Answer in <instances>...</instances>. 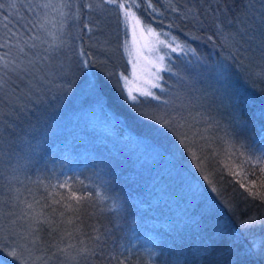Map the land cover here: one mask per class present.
Instances as JSON below:
<instances>
[{"label": "trees", "instance_id": "16d2710c", "mask_svg": "<svg viewBox=\"0 0 264 264\" xmlns=\"http://www.w3.org/2000/svg\"><path fill=\"white\" fill-rule=\"evenodd\" d=\"M138 2L141 7L134 10L143 24L159 33H170L197 54L207 56L208 45L213 39L226 48L220 39L217 40L220 37L216 31L217 17L223 20L241 8L240 0H151L155 14L147 7L148 0ZM255 4L258 14L264 12L260 7L261 0H255ZM85 18L83 16L86 23ZM180 29L188 31L196 39L187 37ZM83 37V50L91 53L93 59L90 64L96 69L94 96H97V106L100 104L106 119L100 118L97 126L92 125L80 118L84 114L72 112L73 109L84 108L82 104L74 103L68 110L61 109L63 106L59 104L56 107L40 104L39 110L33 107L31 113L19 117L20 122L3 117L10 135L5 136V140L0 138V146L6 141L10 143V151L4 153L16 161L15 167L21 169L27 186L36 194L40 202L39 213L58 220L59 216L52 214V208H55L57 213L64 212L66 220L79 216L72 225L60 224L58 232L52 236L48 235L47 229L35 233L39 237L37 247L41 260H48L49 264H60L61 261L64 264H118L120 259H126L127 264H228L230 260L236 264H241V260L244 264H264V255L244 257L245 248L250 243L246 234L264 238V224H257L250 233H245L232 245L233 251L229 253L224 250L234 239L233 227H226V219L221 213L223 211L237 223L249 215H264V205L258 199L253 200L228 171L243 167L249 173L247 187L251 188L250 182L255 181L256 187L252 190L264 193V187H261L264 178L259 168L243 164L246 157L264 156V91H261L264 82H253L246 76L249 71L262 66L259 51L249 49L243 53V58L229 56L239 68L237 74L226 71L230 92L239 103L237 111L227 117L233 129L228 125L229 131L221 144H207L202 140V144L189 143L182 149L174 143L159 144L162 146L160 150L177 152L184 165L195 166L200 175L208 177L210 185L217 189L215 197L218 199L213 203L201 199L198 192L176 191L178 186L169 181L174 173H165L166 163L159 158L160 151L132 136L127 120H122V116L129 118L130 124L142 126L144 121L140 112L147 108V104L140 103L136 107L133 105L136 102L129 103L124 93L120 95L123 91L116 76L125 74L127 66L120 61L119 52L114 48L118 54L113 55L109 48L103 49L104 42L97 43L94 32L88 33L85 28ZM202 39H207V42L203 43ZM106 72L116 75L109 81L103 76ZM233 116L236 119L233 120ZM237 126H240L239 131H236ZM100 127L104 128L107 138L115 141L111 144L105 142L108 154L102 155L111 162L104 166H99V153L82 146L88 138L102 145L104 139L95 137ZM188 147L190 149L186 150ZM228 151L235 155L227 156L225 153ZM253 171L255 175L251 174ZM65 181L78 195L90 194L89 199L82 201L79 213L74 214L65 211L60 204H52L53 199L68 195L69 189L59 187ZM49 193L60 195L50 196ZM176 193L181 194L173 198ZM70 202L75 204V201ZM45 204L51 207H44ZM64 232L72 235L64 236L61 241L60 235ZM97 236L99 239H94ZM53 240L59 242L60 247L73 245L68 249L67 258L60 253L51 257L56 251L49 247ZM82 248H87L89 254L80 255ZM6 256L7 253L0 250V258L6 259Z\"/></svg>", "mask_w": 264, "mask_h": 264}, {"label": "rangeland", "instance_id": "374dc122", "mask_svg": "<svg viewBox=\"0 0 264 264\" xmlns=\"http://www.w3.org/2000/svg\"><path fill=\"white\" fill-rule=\"evenodd\" d=\"M48 2L49 0H0V5H2L0 12L5 10L3 14H0V43L5 38L8 39V45L11 48L9 58H14V62L26 64L37 53L41 56L45 55L44 49L47 48L48 54L53 58L54 66L58 67L61 64L64 66L63 72L49 76L47 82L41 83L38 89L29 86V81L32 80L30 75L25 74L23 81H21L18 77L12 76L10 78L3 71H0V77L7 81L4 88L0 90V119L4 117L19 121V117L27 112L31 113L33 107H37L36 110H39L40 104H49L50 107H56L59 104L63 106L61 109L67 108L66 110H68L69 106L74 103L83 105L84 108L73 109L72 112H76L77 115L84 114L80 117L84 121L97 126L100 118L104 120L105 116L102 113L100 104L99 107L97 106V96H94L96 87H92L93 84H96L94 76L96 69L92 66L83 67L80 62L79 51L83 48L84 43V16L87 23L90 21L89 24H92L93 22L94 25L92 24V26L98 25L99 29H102V31H93L96 35V42L99 44L104 42L102 44L103 49L105 47L109 48L113 55L118 54L114 52L115 48L120 54V61H123L127 66V69L125 67V74L128 77L127 88H125L122 81L119 83L126 100L129 103H135L127 99V91L132 90L133 95L137 97L136 103L133 105L139 107L140 103L147 104L145 105L147 108L140 112L144 121L142 126L140 124H130L129 118L125 119L121 115L122 120H127V128L132 136L160 151L161 155L158 156L160 159H164L166 163L164 165V168L167 169L165 173H174L169 181L170 184L178 186L176 191L185 190L191 194L198 192L201 199L214 203L218 198L215 197L216 193L212 191L209 180H205V176L200 175L195 166H191L184 161L186 167L177 152L160 150L162 146L159 144L174 143L179 149H182L185 145L180 142L182 139L180 134L184 132H188V144H202V140H205L207 144L212 142L221 144L222 139L226 138V132L229 131L228 125L233 129L227 118L231 117L229 115L233 112L229 109L226 98L223 103L221 102L224 93L221 84L218 82V73L221 66L237 74L238 66L229 59L232 50L221 47L220 43H216L213 39L208 45L210 48L208 56L196 52L193 55L190 51L192 49L181 43L172 34L167 33L166 37L161 35L159 39L168 41L172 47H175L176 43L186 46V54L172 52L171 48H163L157 45L156 37L149 35L142 29L136 30L134 38L131 27L127 31L125 30L123 14L114 9L112 5L103 4L102 0H68L71 3V8L60 7L61 0H51L53 7L42 8L38 6ZM128 2L130 1L128 0ZM88 4L92 6L91 9L85 7ZM133 11H135L134 8ZM61 12L67 15H61ZM153 12L156 14L155 11ZM76 15L79 16V20L75 18ZM41 24L44 25L43 28L40 27ZM182 32H185L187 37L196 39L188 31ZM36 36H39L40 39H30ZM173 38H175V43H172ZM197 39L200 40L199 37ZM218 39L222 40L223 37L220 36ZM25 41L28 43H25ZM202 42H207V39H202ZM32 43H35L37 47H29V44ZM20 48H23L24 52H20ZM157 48L159 49L158 54L165 56V64L171 67L172 72L185 77V80L181 82L178 81L177 75H173L172 72H160L162 79L159 83L164 91L159 88L151 89L161 97L160 101L144 97L138 91V89L146 87L143 81L149 78L148 73L155 71L150 62L155 60L157 53L153 49ZM6 51H8L7 48L0 49V53ZM133 65H135V68ZM119 74L116 76L117 80ZM103 76L105 75L103 74ZM232 77L235 78L234 75ZM165 80L166 82H164ZM165 100L169 101V104L165 105L163 103ZM122 108L124 107L122 106ZM116 112H120V110ZM5 113L8 115H5ZM177 113L186 117L188 123L194 125V127L191 130L187 127L177 128L174 131L165 128L161 118L168 119L176 116ZM189 113H191L190 116ZM133 117L131 116V118ZM201 117L205 119L198 123V121H201ZM4 118L0 120V138L2 137L5 140V136L7 137L10 134L8 135L6 131L8 124L3 121ZM234 118L236 119L233 116V120ZM158 121L160 122L158 123ZM237 127L236 131H239L240 126ZM205 128L208 131L201 132V135L205 137L204 139H201L200 136L192 137V131ZM103 131L104 128L100 127L95 134L96 138L104 139L102 145L96 143L95 140H91L92 138H88L87 142L85 141L82 144L83 147L89 148L91 151L94 149L95 153H99V166L111 162L108 157L102 155L103 153L108 154L105 150L107 148L105 142L108 144H111L112 141L115 142L113 139L107 138V134H104ZM9 133L12 132L9 131ZM22 134L19 133L20 136ZM95 137L94 139H96ZM224 146L226 147V140H224ZM0 148V244L9 247L13 244H27L28 249L31 250L29 262L31 264V260H35L36 257L40 256L37 247L38 242L33 246L30 242L32 237L28 241L21 240L16 235L17 232L22 231L21 222H17L15 225L11 224L10 221L13 217L6 214L13 210L19 212L22 207V205H17L16 209L11 208L13 197L19 196L20 199L32 202L33 199L37 200L36 194L27 186L21 169L15 167L17 166L16 161L9 159V155L4 153L10 151V143L6 141ZM188 149L190 148L188 147L186 150ZM180 194H173L172 197L176 198ZM196 199L200 200V197ZM116 205L114 202V206ZM227 208L228 206H226ZM34 210L39 213L38 205H34ZM223 210L225 209L223 208ZM221 213H223L222 217L226 219V227L231 229L233 227L234 233L238 223L223 211ZM246 237L250 242L253 239L257 242L260 240L258 237H250L247 234ZM3 251L7 253V256L6 259L4 257L0 258V264H19L18 261L13 260L8 255L7 248ZM25 255L27 256L28 253L25 252ZM36 264H42L41 258Z\"/></svg>", "mask_w": 264, "mask_h": 264}, {"label": "snow or ice", "instance_id": "6c2138e0", "mask_svg": "<svg viewBox=\"0 0 264 264\" xmlns=\"http://www.w3.org/2000/svg\"><path fill=\"white\" fill-rule=\"evenodd\" d=\"M102 2L106 5H112L114 9L118 10L120 13L123 14V23L125 25V30L127 31V29L131 27L132 35L134 38L136 30L142 29L149 35L156 37L157 45L163 48H171L172 52L186 54V46L176 43L175 47H172L171 43H169L168 41L159 39L161 35H164L166 37L168 35L167 33H158L152 27L143 24V21L138 18L136 12L133 11V8L139 9L141 7V3L138 2V0H130V2H128V0H102ZM240 5L241 8L239 11L236 12L235 15L231 17H225L223 20L217 17V20L219 22L216 24V31L218 35L223 37L221 43L228 47L230 50H232L231 55L233 57L241 56L243 58V53L248 52L249 49H252L253 51H259L262 66H259L256 70L249 71L246 76L249 80L253 82H264V12H261L259 14L257 13L255 0H240ZM38 6L42 8L53 7V5L51 4V0H49L48 3H43ZM0 7H2V5H0ZM60 7L71 8V3L68 2V0H61ZM85 7L91 9L92 6L88 4L85 5ZM147 7L152 9L153 11H156L155 7L151 3V0H148ZM260 7L264 8V0H261ZM172 11H176V9L172 8ZM61 15L67 14L61 12ZM75 18L79 20L78 15H76ZM5 27H7V25H5ZM40 27L43 28L44 25L41 24ZM83 27L88 30V33H92L93 31H102V29H99L98 25L91 26L87 22L84 23ZM30 39L39 40L40 37L36 36L31 37ZM208 39L211 40L212 37L209 36ZM25 43L28 42L25 41ZM172 43H175V38H173ZM253 45L255 46L254 48ZM29 47L36 48L37 45L35 43H32L29 44ZM5 48H7L8 51L0 53V71H3L5 75H8L10 78L12 76L18 77L21 79V81H23L25 74L30 75L32 77V80L29 81L30 87H35L38 89L41 83L47 82V78L49 76L63 72L64 66L62 64L58 67L54 66L53 58L50 54H48L47 48L44 49L45 55L41 56L39 53H37L32 59L28 60L26 64L14 62V58H9L11 56V48L8 45L7 38H5L2 43H0V49ZM153 51L156 52L157 55L155 57V60L151 61L150 63L151 67L154 68L155 71H150L148 73L149 78L143 81L146 87L138 89V91L139 94L144 97L160 101L161 97L151 91V89L159 88L161 89V91H164V89L161 87V84L159 83V81L162 79V77L160 76V72H172V69L170 66H167L165 64V56L158 54V48L153 49ZM190 51H192L193 55L195 54L194 50ZM20 52H24V49L20 48ZM79 56L81 57L80 62L83 67L91 66L90 62L93 59L91 53L85 52L83 48H81V50L79 51ZM133 66L135 68V65ZM226 71L227 69L221 66V70L218 73V82L221 84L224 93L221 102L223 103L224 99L226 98L228 107L231 108L233 113H235L237 111L239 101L237 99H234L230 92L231 84L228 83L227 76L225 75ZM172 74L177 75L178 81L183 82L185 80L184 76H180L175 72H172ZM104 75L105 79L110 81L111 78H113V76L116 74L114 72H106ZM121 81L124 83L125 88H127L128 77L126 74H119L117 84L119 85ZM6 83L7 81L4 80L3 77H0V90L4 88V85ZM96 86V84L92 85L93 88H95ZM261 91H264V89H261ZM120 95H123V92H120ZM127 99L129 101L136 102L137 97L133 95L132 90L127 91ZM163 103L167 105L169 104V101L165 100L163 101ZM5 115L8 114L5 113ZM190 115L191 113H189V116ZM197 115H199V113H197ZM161 119L163 121V126L169 131H174L177 128L184 127H187L189 130H191L194 127V125L188 123V119L186 117L180 116L179 113H177L176 116H172L168 119ZM204 119V117H201V121H198V123L202 122ZM159 122L160 121H158V123ZM207 131V128L196 129L195 131H192L191 134L193 138L200 136L201 139H204L205 137L201 135V132ZM180 135L182 136V139L180 140L181 144L187 147L189 141L188 132L181 133ZM225 154L229 157L235 155V153L230 151L226 152ZM243 164L251 165L253 169L259 168L261 177L264 178V156L255 158L246 157L243 159ZM228 171L229 174L234 177L236 182L240 184V187L244 188L245 191L248 192V195L253 200L258 199L261 205H264V193L252 190L256 187V182L251 181V188L247 187L246 182H248L249 173L245 172L243 167L235 171L231 169H229ZM251 174L255 175V172L253 171V173ZM204 179L207 180L208 177L205 176ZM80 183L82 184L83 182ZM209 183H211V181H209ZM52 187L55 188L56 186L53 185ZM59 187L69 189V193L66 196L61 195L59 200L53 199L52 204H60L65 211L72 212L74 214L79 213L82 201L90 198V194L84 196L78 195L77 192L73 190L72 185L68 181L61 183ZM261 187H264V180H262ZM16 191L18 192L19 190L17 189ZM212 191L216 192L217 189L215 187H212ZM49 195L53 196L60 194L49 193ZM97 195H99V193H97ZM12 200V209H16L17 205H22V207L20 208L19 212L13 210L9 211L6 215L9 217H13V219L10 221V223L13 225L17 224V222H21L22 231L17 232L16 235L19 236L21 240L25 241H28L29 238L32 237L30 242L33 246H35V244L39 240V237L34 235L35 233L42 232L47 229L48 235L52 236L53 233L58 232L60 224L65 223L67 225H72L76 219H79L78 215H74L73 218H69L66 220L64 212L57 213V210L55 208H52V214L58 215L59 219H50L49 216L45 215L43 212L37 213L34 210V205H38L40 203L38 200L33 199L32 202H28L26 200L20 199L19 196L13 197ZM70 201H75V204L71 203ZM44 207H51V205L45 204ZM257 224H264V215L257 216L253 214L249 215L247 219H240L236 231L232 234L234 237L232 244H230L224 251L231 253L233 251L232 245L239 241L245 233H250L252 228ZM71 235V232H64L60 235V240L63 241L64 236ZM94 239H99V237H94ZM49 247H53L56 249V251L52 252L51 257H55L57 253H60L65 254L67 258L68 249L72 248L73 245L68 244L64 247H60L59 242L53 240L52 244L49 245ZM5 248L8 249V255L11 256L13 260L18 261L19 264H29L31 250L28 249L27 244H13L11 247L0 244V250H4ZM25 252L28 253L27 256L25 255ZM205 252H207V248L205 249ZM87 254H89V250L87 248L80 249V255ZM222 254L223 252L220 253V255ZM262 255H264V238H261L259 242L253 239L245 248V259L247 257ZM111 259L115 260L116 258L112 257ZM38 260H40V257H36L35 260H31V264H36ZM42 264H49V262L48 260H44L42 261ZM60 264H64V262L61 261ZM76 264H78V262H76ZM118 264H127V260L120 259L118 261ZM228 264H236V262L234 260H230ZM241 264H244V260H241Z\"/></svg>", "mask_w": 264, "mask_h": 264}]
</instances>
